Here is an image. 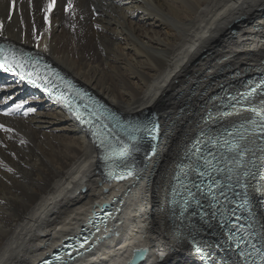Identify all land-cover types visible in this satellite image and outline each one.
<instances>
[{
	"label": "bare ground",
	"instance_id": "6f19581e",
	"mask_svg": "<svg viewBox=\"0 0 264 264\" xmlns=\"http://www.w3.org/2000/svg\"><path fill=\"white\" fill-rule=\"evenodd\" d=\"M72 2L75 16L65 11L67 0H56L46 23V0H32L31 6L20 0L11 21L9 0H0L5 35L41 52L122 119L155 120L157 155L147 159L151 141H139L131 161L136 175L112 180L88 127L61 102L0 79V89L6 88L0 90V124L13 129L0 130V264L51 258L75 236L90 234L95 215L108 206L116 215L64 264H129L137 248L148 249L139 264H158L161 251L168 253L164 264H208L195 245L181 244L190 225L199 231L197 240L213 245L212 259L220 264L228 257L219 234L203 226V209L194 202L185 210L177 165L205 126L202 118L215 113L226 94L264 79V0ZM33 22L43 33L39 47ZM21 101L35 111L2 114ZM256 165L253 183L264 182V162ZM249 207L264 220V196L251 194ZM97 239L102 241L95 245Z\"/></svg>",
	"mask_w": 264,
	"mask_h": 264
},
{
	"label": "snow or ice",
	"instance_id": "6c2138e0",
	"mask_svg": "<svg viewBox=\"0 0 264 264\" xmlns=\"http://www.w3.org/2000/svg\"><path fill=\"white\" fill-rule=\"evenodd\" d=\"M19 2L9 0V21ZM27 2L31 6L32 0ZM55 3L56 0H46L43 6L46 23ZM65 11L75 16L72 0H67ZM20 23L23 24L22 15ZM45 31H50V28ZM31 33L39 47L43 33L37 34L35 22ZM0 38L8 40L3 20H0ZM43 50L48 51L47 44ZM0 70L18 78L17 84L26 83L54 95L71 117L80 125L87 126L99 152L98 160L105 162L109 168L110 179L119 181L136 175L137 170L131 161L139 141H151L147 159L151 160L157 155L160 125L155 120L122 119L86 90L61 75L40 54L25 51L12 43H0ZM26 103H15L2 114L13 116L24 110L23 114L27 116L35 109L25 108ZM242 112L249 113V116L231 119L232 116L240 117ZM202 122L205 126L199 129L177 165L184 176V180H181L186 191L184 208L187 210L194 202L197 208L203 209L199 215L203 226L208 229L213 227L210 221L217 222L218 228L223 230L222 234L230 242L229 251L235 257L233 264H264V220H258L249 207L251 194L264 196V182L253 183L256 162H264V79L254 86L252 81H248L242 89L226 94L215 105V113L209 111ZM0 130L13 131L3 124H0ZM143 170L146 171L147 166ZM175 179L180 180V177L175 176ZM192 215L197 213L193 212ZM197 235L199 231L196 226L190 225L187 236L181 238V244L195 245L194 251L203 255L208 264H216L212 259L213 245L197 240ZM67 247L71 248L72 245L68 244ZM206 248L208 251H205ZM172 251L175 252V248ZM147 252L146 248L135 249L129 264H139ZM167 256L168 253L161 251L158 264H164ZM54 259L60 261L61 256L56 255ZM43 264L52 262L45 260Z\"/></svg>",
	"mask_w": 264,
	"mask_h": 264
},
{
	"label": "water",
	"instance_id": "95a60500",
	"mask_svg": "<svg viewBox=\"0 0 264 264\" xmlns=\"http://www.w3.org/2000/svg\"><path fill=\"white\" fill-rule=\"evenodd\" d=\"M114 201H117V198H115ZM109 207L110 206L103 208L102 211L98 213V215H100V216L98 218H96L97 221H95V223L97 224V227L104 225L109 220V218L116 215L115 214L116 211H114V209L110 210ZM83 240H85V243L83 245L86 246L90 242V237L84 238ZM72 248L73 247H71V248L64 247L63 248V255L61 256V258L67 256L69 258V260L73 259L74 256H72L71 252H69L71 255H69V253L67 254V250H71ZM51 262H52V264H55L57 262V260L52 259Z\"/></svg>",
	"mask_w": 264,
	"mask_h": 264
},
{
	"label": "rangeland",
	"instance_id": "374dc122",
	"mask_svg": "<svg viewBox=\"0 0 264 264\" xmlns=\"http://www.w3.org/2000/svg\"><path fill=\"white\" fill-rule=\"evenodd\" d=\"M86 219H87V218H86ZM86 219H85V221H84V226H85ZM79 229H80V228H78V230H79ZM60 244H61V242H60L58 245H56V247H58Z\"/></svg>",
	"mask_w": 264,
	"mask_h": 264
}]
</instances>
